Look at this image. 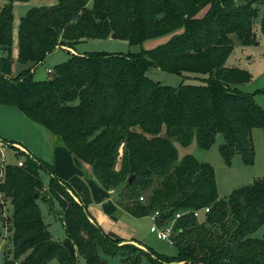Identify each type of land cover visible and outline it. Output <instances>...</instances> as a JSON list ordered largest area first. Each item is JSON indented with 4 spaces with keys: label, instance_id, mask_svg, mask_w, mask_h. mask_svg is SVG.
I'll return each mask as SVG.
<instances>
[{
    "label": "trees",
    "instance_id": "16d2710c",
    "mask_svg": "<svg viewBox=\"0 0 264 264\" xmlns=\"http://www.w3.org/2000/svg\"><path fill=\"white\" fill-rule=\"evenodd\" d=\"M16 1L28 0H7L0 8V49L8 60ZM91 1L88 7L89 0H56L19 18L16 61L28 66L14 76L0 73V104L18 108L51 131L90 166L103 188L118 190L122 211L143 217L158 210L159 225L173 221L176 254L110 236L50 166L26 154L21 164H6L0 171V194L12 206V259L6 264H78V255L85 264H109L106 257L119 258V264H264V232L255 235L264 226V181L255 179L220 198L213 166L192 154L177 161L171 142L174 138L186 146L195 139L208 150L220 133L219 153L227 164L235 154L245 165L253 164L251 131L264 130V109L239 88L251 74L225 61L232 34L241 45H253L255 4L262 0ZM178 28L180 33L149 51L74 54L48 68L44 79L34 78L32 67L57 46L110 33L136 45ZM260 29L264 34V13ZM150 66L205 77H196L197 84L163 85L146 76ZM43 171L49 174L47 190ZM147 189L146 201H139ZM51 196L74 254L53 238L43 220L37 199L45 202ZM204 207L209 210L199 221L193 211Z\"/></svg>",
    "mask_w": 264,
    "mask_h": 264
},
{
    "label": "rangeland",
    "instance_id": "374dc122",
    "mask_svg": "<svg viewBox=\"0 0 264 264\" xmlns=\"http://www.w3.org/2000/svg\"><path fill=\"white\" fill-rule=\"evenodd\" d=\"M3 1L6 0H0V8L7 2L6 1L4 3ZM91 2L92 1L89 0L87 4L88 7L91 6ZM55 3L56 0H53L51 3L29 6L28 9L32 7L50 6ZM255 7H257L258 9V16L256 20H254V24H253V34H254L252 39L253 45L252 44L241 45L236 39V37L232 34L231 37L233 39V48L230 54L228 55V57L226 58L225 65L229 67H237V68L245 69L251 74V80L248 83L240 84L239 88L246 93L252 94L255 102L264 109V93L260 91L264 88V34L261 32L260 29V21L264 13V0L260 1L258 4H255ZM206 8L207 6L205 8H202L198 13V16H202ZM20 10L21 9L19 8L15 9L16 16L18 14L21 16L25 14L24 11L20 12ZM16 22L17 25L16 27L14 26L13 38L17 40V28H18L19 19L18 21L16 20ZM181 31L182 28H178L173 32L163 34L158 37L146 39L145 41L136 45H130L124 39H118L117 37L112 38L111 37L112 33H110L106 38L103 39H98V38L82 39L77 43H73L71 47L57 46V47H61L62 49L54 50V52L51 53L47 59L43 60V62H40V64L37 65L34 78L44 79L45 77H47V75L49 74L47 71L48 67L52 68L54 65L63 62L64 56L68 57L69 55L71 56L74 54H81V53L84 54L90 52L126 54L128 52H133V53L142 52L143 50L149 51L151 49L156 48L157 46L167 43L173 35H175L176 33H180ZM256 40H257V44H255ZM63 49H65V51ZM72 49H75V51L77 49V52H81V53L73 52ZM9 62L11 61H9L6 58L0 57V68L3 69L0 70V73L6 76H14L18 72H15V70L13 74L12 72H8V71H12L6 68V64H9ZM16 64L20 71L22 66L19 63ZM145 74L154 81H158L163 85H170V86H177L181 82L189 83V84H197L199 83V80H197L196 77H205V75L203 74L191 73V72L190 73L184 72L181 74L172 73L152 66L146 69ZM2 106L3 105L0 104V109ZM135 129L140 130L138 127H136ZM162 135H163V131H162ZM251 136L254 146V162L252 165H245L242 162V159L239 154H235L232 157L230 163L227 164L219 153V146L223 142V136L220 133L216 135L213 145L208 150L200 148L197 145L195 139H193L192 142L186 146L181 145L174 138H171V142L175 145L177 149V155H178L177 161H180V159L185 154H192L198 160L209 162L213 166L215 171V180H216L218 196L220 198H224L234 188L252 183L255 179H262L264 181V130L260 127H255L251 131ZM26 154L28 155L27 152L23 151L18 147H14V146L9 147L6 141H3V139H1L0 171L1 172L3 171V168L6 164H18V161L22 163ZM121 154H122V145H120L119 147L118 157L121 156ZM41 160L46 165L51 167L53 174L57 177L55 173L56 169L53 164V161L45 160V159H41ZM118 166L119 164H117V167ZM41 176L43 180V187L45 190H47L48 182H49V174L46 171H43L41 173ZM1 178L2 176L0 174V180ZM71 183L67 182V184L72 189H75L77 192H79L77 186H74L73 183L72 184ZM106 190H109V193H111L112 196L114 195V201L117 204V200H119L118 190H116L115 188L106 189ZM149 193H150V189L142 191V193L140 194L142 196L138 198L139 201L145 202ZM44 195L47 198L50 196L47 192L44 193ZM37 203L40 206L43 220L47 224L48 229L50 230L53 238L57 241L63 242L66 238V231H65V226L61 221L62 218H61L60 207L56 203L55 199L51 196L48 200H45L44 202V200L38 198ZM187 212L188 211H185L183 213H187ZM11 213H12V206L9 203V200L5 199L3 195L0 194V264H6L7 260L12 259L11 224H10ZM152 213L153 211L151 212V214ZM151 214L143 217H133L130 214H125L120 218L124 223L120 225V227L123 228L125 225H128L129 227L128 229L132 231V234L134 233L135 236L136 234H138L139 236L136 237H140V239H142L146 245L150 246L155 251L169 256L175 255L176 247L173 244H170L167 240L159 239L155 233L150 231V226L153 224V220L150 216ZM203 215L204 214L200 210L199 221L203 220L204 218ZM127 218H130L132 221L127 220ZM104 223L105 225H107L106 222ZM168 226H173V221L168 223ZM263 232H264V226L258 229L255 232V235L261 237ZM108 234L112 237H117L111 233ZM172 239H173V235H172ZM123 241L126 243L133 244L141 249L144 248L142 245L135 242V240L126 241L123 239ZM106 259L108 260L109 264H119V258L117 257L116 258L106 257ZM77 261L78 264H85L84 259L80 255L77 256ZM48 264H58V262L56 260H52ZM142 264H146V261H143ZM167 264H176V263L171 262Z\"/></svg>",
    "mask_w": 264,
    "mask_h": 264
},
{
    "label": "crops",
    "instance_id": "0c3cea01",
    "mask_svg": "<svg viewBox=\"0 0 264 264\" xmlns=\"http://www.w3.org/2000/svg\"><path fill=\"white\" fill-rule=\"evenodd\" d=\"M6 1L3 2L5 3ZM52 1L53 0H28L26 2H14V26L16 27V20L18 21L21 16L19 14L16 16V8L21 9L20 12L24 11L25 13L29 6L43 5L51 3ZM58 49L62 48H54L52 52L46 55L44 60L47 59L54 50ZM63 50L65 51V49ZM72 50L73 52L81 53L77 52V49L76 51L75 49ZM0 52V57L5 58L6 53L4 50L0 49ZM17 53V40L14 38L11 60H9L11 62L6 64V68L12 70L8 72H12V74L14 70L15 72H19L16 64L18 63L16 61ZM69 57L70 55L68 57L64 56L63 58L67 60ZM19 64L22 66L20 70L28 66L27 64ZM39 64L40 63L32 67L34 74ZM0 70L3 69L0 68ZM0 114H2L0 115V143L1 139H3L9 147H18L31 156L39 159L52 160L57 177L66 184L67 182H72L74 186H77L79 192L70 187L74 194H76V199L86 207L93 219L104 228V231L126 241L136 240L144 243L140 237H136L139 236L138 234L135 233L136 236L134 233L132 234V231L128 229V225H125L123 228L120 227V225L124 224L120 218L128 213L122 211L120 207L118 208V205L114 201V195L112 196L109 190L103 188L96 181L88 164L82 162L71 153L62 141L56 138L51 131L30 120L18 108L3 105L0 109ZM19 163L20 161H18V164ZM127 220L132 221L130 218H127ZM104 222H106L107 225H105Z\"/></svg>",
    "mask_w": 264,
    "mask_h": 264
},
{
    "label": "built area",
    "instance_id": "2783aa9c",
    "mask_svg": "<svg viewBox=\"0 0 264 264\" xmlns=\"http://www.w3.org/2000/svg\"><path fill=\"white\" fill-rule=\"evenodd\" d=\"M48 72L51 71V69H47ZM21 164V163H19ZM142 199V198H141ZM202 211L203 214H206L208 212V207H204L202 209H200ZM200 210H194L193 214L195 217H199L200 215ZM181 214H183V212H177L174 215V219L179 217ZM161 215V213L156 210L154 211L150 216L153 220V224L150 226V231L155 233L156 236L159 239L162 240H167L170 244H173V239H172V235H173V230L171 226L168 225H159L155 220Z\"/></svg>",
    "mask_w": 264,
    "mask_h": 264
},
{
    "label": "water",
    "instance_id": "95a60500",
    "mask_svg": "<svg viewBox=\"0 0 264 264\" xmlns=\"http://www.w3.org/2000/svg\"><path fill=\"white\" fill-rule=\"evenodd\" d=\"M111 37H112V38H116V35H115L114 33H112ZM133 179H134V176H131V177L128 179V182L131 183V182L133 181ZM35 198H36V195H35ZM62 244H63L65 247H67V248L69 249V251H70L71 254H74V248L72 247L70 241H68V240H64V241L62 242Z\"/></svg>",
    "mask_w": 264,
    "mask_h": 264
}]
</instances>
